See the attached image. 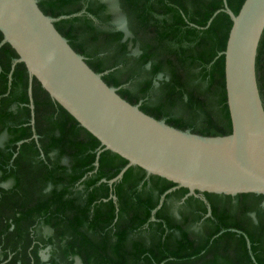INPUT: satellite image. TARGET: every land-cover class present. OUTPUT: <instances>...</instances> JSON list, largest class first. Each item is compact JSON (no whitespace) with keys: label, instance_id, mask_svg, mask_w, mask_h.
Here are the masks:
<instances>
[{"label":"trees","instance_id":"obj_1","mask_svg":"<svg viewBox=\"0 0 264 264\" xmlns=\"http://www.w3.org/2000/svg\"><path fill=\"white\" fill-rule=\"evenodd\" d=\"M36 1L44 15L66 17L56 30L125 101L181 131L231 133L220 55L231 22L222 0H114L112 11L100 0ZM225 1L236 15L244 0ZM114 12L127 37L112 26ZM15 59L0 47V185L11 182L0 186V264H254L251 256L264 264L263 197L204 194V219V204L178 189L152 216L174 185L130 167L109 187L126 161L109 151L97 157L98 141L34 79L29 126L23 64L9 83ZM255 71L264 109V32Z\"/></svg>","mask_w":264,"mask_h":264},{"label":"water","instance_id":"obj_2","mask_svg":"<svg viewBox=\"0 0 264 264\" xmlns=\"http://www.w3.org/2000/svg\"><path fill=\"white\" fill-rule=\"evenodd\" d=\"M222 4L221 11L231 22L220 54L231 133L201 136L156 120L121 98L56 30L54 23L66 17L44 15L36 0H0V47L7 44L17 56L13 65L23 64L26 70L30 125L34 79L52 102L98 141L97 157L109 151L126 161L106 182L109 187L127 169L137 167L146 176L174 185L160 196L156 210L166 195L178 189L187 191L185 198L199 199L208 216L204 194L232 198L250 194L263 197L264 203V109L255 71L264 32V0H244L236 15L225 0ZM121 30L127 32L125 20ZM246 246L249 249L247 239ZM251 260L256 264L252 256Z\"/></svg>","mask_w":264,"mask_h":264},{"label":"flooded vegetation","instance_id":"obj_3","mask_svg":"<svg viewBox=\"0 0 264 264\" xmlns=\"http://www.w3.org/2000/svg\"><path fill=\"white\" fill-rule=\"evenodd\" d=\"M6 139H7V137H6V135L5 134H2L1 136H0V141L1 140H3V142H2V144H0V148L1 147H3V144L5 143V141H6ZM11 185V182L10 181H7V182H4V183H1V187L2 188H8L9 186ZM111 196H112V194H110V198H111ZM113 197V196H112ZM114 198V197H113ZM112 199V198H111ZM185 199V198H184ZM113 201H115V200H113ZM183 199L182 200H180V201H178V202H176L175 204H174V206L176 207L177 205H181L182 203H183ZM208 202V201H207ZM209 204V203H208ZM263 204L264 203H262V205H261V207H263ZM205 206V205H204ZM209 207H210V205H209ZM205 208H206V206H205ZM207 212H208V210H207V208H206V214L204 215V219L205 218H208V217H210L211 216V211H210V215L208 216L207 215ZM249 217L251 218V219H253V215H249ZM152 220V219H151ZM201 222L202 221H200L199 223H197L194 227H196L197 229H198V227H200L199 225L201 224ZM235 232V231H234ZM237 233H239V232H237ZM244 239H245V241H246V239H247V237L244 235ZM247 241H248V239H247ZM35 243H37L38 245H39V247H41V244H40V242L39 241H34ZM250 246V245H249ZM44 249H42V248H40V250L38 251V255H39V258H40V261H46L47 260V258H48V251L46 250H44L46 253H47V257H45L44 259H41V253H42V251H43ZM43 251V252H44ZM0 259H2V254L0 253Z\"/></svg>","mask_w":264,"mask_h":264},{"label":"rangeland","instance_id":"obj_4","mask_svg":"<svg viewBox=\"0 0 264 264\" xmlns=\"http://www.w3.org/2000/svg\"><path fill=\"white\" fill-rule=\"evenodd\" d=\"M100 1L109 4V6H110V9L109 10L110 11H112V10L115 9V7L113 6V1L114 0H100ZM114 13H117V12H114ZM123 22H124V18L122 16H120V14L117 13V14H115L113 16L112 26L114 28H118V29L121 30V25L123 24ZM2 142H3V140L0 141V144H2ZM42 255H43V258L47 257V253L46 252H43Z\"/></svg>","mask_w":264,"mask_h":264},{"label":"crops","instance_id":"obj_5","mask_svg":"<svg viewBox=\"0 0 264 264\" xmlns=\"http://www.w3.org/2000/svg\"><path fill=\"white\" fill-rule=\"evenodd\" d=\"M124 34H125V36L127 37L128 35H129V33L128 32H123ZM134 54H135V51L133 52ZM16 65V64H15ZM15 65H13V62H12V64H11V66H10V72H9V75H8V78H9V83H10V81H11V74H12V71H13V69H14V67H15ZM27 91H28V76H27ZM31 96H32V89H31ZM27 98H28V92H27ZM32 104H33V99H32ZM27 107H28V109H29V100H28V105H27ZM29 111H30V109H29ZM30 119H31V115H30ZM33 124H34V113H33ZM29 126H31L30 125V120H29ZM33 126V125H32ZM31 126V127H32ZM32 131H33V129H32ZM34 136L36 137V135L34 134V135H32L31 136V138L32 139H34ZM34 140H37V137L34 139ZM22 142H19L18 143V145H20ZM113 200V199H112ZM165 200V199H164ZM115 202V201H114ZM163 204V203H162ZM159 209V208H158ZM155 211H156V209H155ZM155 213V212H154ZM152 216H153V213H152ZM152 219V218H151ZM152 221H153V219H152ZM45 252V251H44ZM43 251H42V253H41V259H44L43 258Z\"/></svg>","mask_w":264,"mask_h":264}]
</instances>
